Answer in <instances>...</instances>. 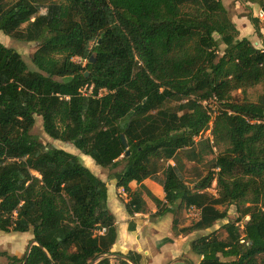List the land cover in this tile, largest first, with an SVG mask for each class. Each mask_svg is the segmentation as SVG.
Wrapping results in <instances>:
<instances>
[{"label": "trees", "instance_id": "trees-1", "mask_svg": "<svg viewBox=\"0 0 264 264\" xmlns=\"http://www.w3.org/2000/svg\"><path fill=\"white\" fill-rule=\"evenodd\" d=\"M250 21L261 38L260 19ZM0 32L37 44L32 70L0 43V231L33 235L25 264H141L133 252H111L107 183L76 154L34 136L37 117L49 138L111 172L131 217L146 212L144 194L154 217L195 208L192 225L173 221L174 235L186 236L228 220L236 205L227 236L193 240L197 260L186 264H264V45L240 38L224 0H0ZM212 98L215 116L202 104ZM211 126L212 144L200 140ZM215 147L207 175L188 182L183 159L201 163ZM146 179L163 187V201ZM214 182L217 197L208 192Z\"/></svg>", "mask_w": 264, "mask_h": 264}, {"label": "crops", "instance_id": "crops-1", "mask_svg": "<svg viewBox=\"0 0 264 264\" xmlns=\"http://www.w3.org/2000/svg\"><path fill=\"white\" fill-rule=\"evenodd\" d=\"M230 3L234 4L236 9L239 7L242 9V14L236 15L224 2L240 32V38H247L256 46L262 48L264 45V18L259 16L261 11L259 0H230ZM251 17L260 19L261 38L256 34L255 28L250 21ZM86 159L89 160L88 158ZM89 163H92L91 160H89ZM143 184L154 197L164 200L165 193L160 184L151 179H146ZM131 187L135 189L137 184L133 183ZM110 188L112 189V195L109 194ZM107 189L108 207L115 216L117 226V238L111 249L112 253L127 254L133 252L140 256L141 264H186L187 261L193 260L195 262L197 260L191 254V243L187 242L185 238H181L184 235L178 237L173 235L171 215L150 219L157 212L152 210L151 213L145 212L131 217L125 209V203L129 200L128 197L127 199L125 198V203L116 197L117 193H123V189L116 187V181L107 183ZM123 195L127 194L123 193ZM143 198L146 202V208L149 207V197L144 194ZM130 224L135 226V231H129ZM6 234L12 235L11 238L18 237V239L12 238L14 240L13 244H10L5 237L4 240L0 239V252L8 251L10 252H7L9 256L17 258L26 256L33 241V235L31 233ZM165 239H170L171 241L162 243ZM6 245L11 247H6ZM109 258L113 259L112 262L115 263L117 257L110 256Z\"/></svg>", "mask_w": 264, "mask_h": 264}, {"label": "rangeland", "instance_id": "rangeland-1", "mask_svg": "<svg viewBox=\"0 0 264 264\" xmlns=\"http://www.w3.org/2000/svg\"><path fill=\"white\" fill-rule=\"evenodd\" d=\"M14 1H16V0H6V2H9V3H12ZM47 1L48 0H41L42 4H45ZM224 2L231 9V11L234 14H236V15L242 14V12H241L242 9H240V7L238 9H236L234 7V4L230 3V0H224ZM43 12H45L44 9H42V13ZM0 43L3 44L4 46L8 47V48H12V49L16 50L18 53H20L22 55L24 61L28 64L29 68L32 70L35 69L31 63V56L36 51V48H37L36 43H28V42H24V41H18V40H15V39H12L10 37L5 36L2 32H0ZM76 62L80 63V60L76 59ZM81 63L85 64L84 61ZM262 92H263V87L260 85V86L253 88V89H249L247 97L250 101L255 102V101H257L258 97L262 94ZM234 96H236L238 99H242L241 92H235ZM212 107L215 108L216 110L219 108V107L217 108V105H214V104H212ZM212 128H213V126H211L208 131L203 133V135L201 136V139H200L201 141L209 140L210 143L214 142L213 136H212ZM32 134L34 136L38 137L41 140V142H43V144H45V145H51L53 147H56L59 149H64L70 153L76 154L78 157L81 158L83 163L96 176H98L102 180L106 181V183H108V184L111 183V180H109V178H108L109 174L111 173L109 170H106V171L102 170L99 166H97L93 162V160L91 158L84 156L74 146L69 145V144H65V143H62L59 141H55V140L49 138L43 130V124H42V118L41 117L36 118V125L32 131ZM220 150H221L220 147H215L213 149L212 153H205V156H204L203 161L201 163L192 162V161L190 162L184 158L183 162L185 164V176L187 177V181L193 184L198 179L205 177L207 175V173L209 172L210 162L214 158H216V156L219 154ZM181 157H183V155H181ZM86 158L91 160L92 163H89V160H87ZM171 164H174V162H171ZM208 192L211 195L217 197V195H218L217 182L213 183L212 187L208 190ZM109 194L112 195V189L111 188H110ZM164 196H165V194H164ZM116 197H117V199H119L120 201L125 203V198L127 199L128 196L123 195V193H121V194L117 193ZM237 209L238 208L236 205H232V206L228 207V217H229L228 220L218 222L214 227H212L209 230L193 232V233L188 234L186 236H183L181 238H185V240H187V242L191 243L193 240L200 238L201 236L211 234L213 232H218L219 234H222L223 236H227L226 231L223 229V226L225 224H227V222L229 220L236 221V219L240 217V213ZM152 210L157 211V207H156V204L149 198V207L146 208V212L151 213ZM154 215L151 216L150 219L159 218V217H154ZM167 215H171L172 226H173V221L177 220L179 229L192 225L200 217L199 211L195 208H191L188 210H182L181 212H179L176 215H172V214H167ZM245 221H246V219L243 220V222L239 223L238 225L245 223ZM172 233H173V230H172ZM0 235H1L0 236L1 240L2 239L4 240V237H5L6 239H8L7 241L10 244H13V242H14V240L12 238H16L15 240L18 239V237H12L11 238L12 235H7L6 233L1 232V231H0ZM7 246L11 247L10 245H6V247ZM10 249H12V248H10ZM5 250L7 251V249H5ZM7 252H5V253L9 256L8 253H10V252H8V253ZM8 263H9V260L7 257H0V264H8Z\"/></svg>", "mask_w": 264, "mask_h": 264}, {"label": "built area", "instance_id": "built-area-1", "mask_svg": "<svg viewBox=\"0 0 264 264\" xmlns=\"http://www.w3.org/2000/svg\"><path fill=\"white\" fill-rule=\"evenodd\" d=\"M259 16L261 18H264V12L263 11H260L259 12ZM80 60V63L83 62L81 59ZM91 90H92V87L90 88L89 92H87V88H84L82 90H80V93L83 95V96H88L90 93H91ZM202 104L208 109V110H211L213 116H215L217 114V110L215 108L212 107V104L214 105H217V108H218V102H217V99L216 98H212L210 100H206V101H203ZM212 125V124H211ZM122 192L125 194L124 190H122ZM106 232V229H102L100 231V234H104Z\"/></svg>", "mask_w": 264, "mask_h": 264}, {"label": "water", "instance_id": "water-1", "mask_svg": "<svg viewBox=\"0 0 264 264\" xmlns=\"http://www.w3.org/2000/svg\"><path fill=\"white\" fill-rule=\"evenodd\" d=\"M91 62H94V60L91 59ZM122 140H123V143L127 146V144H126V140L124 139V137H122ZM128 154H129V153H128ZM34 245H37V243L32 242L31 245L29 246V250H28V252H27V254H26V258H25V260H24V264L27 262V259H28L29 254H30V250H31V248H32ZM108 257H110V256H108ZM131 264H133V263H131Z\"/></svg>", "mask_w": 264, "mask_h": 264}]
</instances>
